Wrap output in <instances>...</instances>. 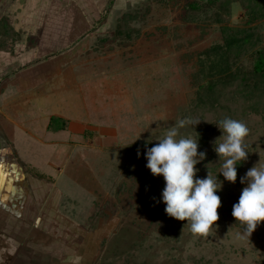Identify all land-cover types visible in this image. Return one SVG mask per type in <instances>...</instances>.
I'll use <instances>...</instances> for the list:
<instances>
[{"label":"rangeland","instance_id":"1","mask_svg":"<svg viewBox=\"0 0 264 264\" xmlns=\"http://www.w3.org/2000/svg\"><path fill=\"white\" fill-rule=\"evenodd\" d=\"M110 1L0 0V18L19 33L13 51L0 52L1 251L12 243L26 254L23 264H41L46 235L58 264H264L256 230L242 236L245 227L219 216L210 236L197 237L187 221L169 217L163 176L131 159L137 143H159L190 118L208 78L195 74L213 60L203 51L222 42L220 25L203 16L183 21L188 0ZM125 13H137L133 25L141 30L130 43L107 37ZM231 14L230 23L241 26L239 3ZM244 63L251 67L253 58ZM52 115L67 119L68 128L48 131ZM248 121L249 158L235 184L219 173L216 153L196 165L197 178L209 171L221 182V206L237 203L246 186L240 178L264 163V116ZM179 132L198 140L192 125ZM12 148L53 182L24 172Z\"/></svg>","mask_w":264,"mask_h":264},{"label":"trees","instance_id":"2","mask_svg":"<svg viewBox=\"0 0 264 264\" xmlns=\"http://www.w3.org/2000/svg\"><path fill=\"white\" fill-rule=\"evenodd\" d=\"M110 2L112 4L115 0ZM234 3H239L243 10L241 26L230 23ZM201 16L208 19L210 23L220 25L222 42L203 51L206 58L213 60H208V64L202 62L195 74L197 78L208 77L204 84L198 86L189 109L190 118L201 120L194 126L198 136V151L206 152L205 159L200 163L216 153L214 142L223 135L217 125L221 120L225 118L240 120L250 128L248 121L250 114L264 116V35L262 32L264 0H188L184 5L183 21L193 23ZM137 18V13L123 14L117 20L113 34L107 37L111 36L113 40L125 43L138 39L141 30L133 25ZM97 28L98 26L95 25L91 30L96 31ZM18 39L17 29L8 23L6 16H2L0 18V51L12 52ZM249 56L253 58L251 67L244 63ZM67 128L68 120L55 115L51 116L47 126V130L51 132H60ZM85 134H88L87 130ZM155 144L157 143L149 140L137 143L132 148V162L146 169V150ZM12 152L24 172L47 183L53 182V177L46 176L30 166L20 157L15 148H12ZM246 161L237 162L236 169L241 171ZM233 205L232 203L223 204L219 216L236 226L245 227L232 216ZM98 213H101L100 209L90 217L91 231L95 229ZM256 233L264 242V221L257 226Z\"/></svg>","mask_w":264,"mask_h":264},{"label":"clouds","instance_id":"3","mask_svg":"<svg viewBox=\"0 0 264 264\" xmlns=\"http://www.w3.org/2000/svg\"><path fill=\"white\" fill-rule=\"evenodd\" d=\"M201 120L180 119L167 129L159 143L146 150V167L153 176H163L165 187L162 200L166 214L179 221H187L190 232L197 237H208L219 220L221 198L216 193L222 184L208 171L206 178H197L196 165L206 157L198 151V140L180 135L179 129L195 126ZM218 127L223 135L214 142V151L220 158V172L224 179L235 184L237 162L247 160L245 138L247 125L236 119L225 118ZM179 137V138H178ZM219 141V142H218ZM137 155H140L139 150ZM242 189L239 200L232 207V216L245 226L242 236L250 237L264 221V163L260 161L240 178Z\"/></svg>","mask_w":264,"mask_h":264},{"label":"crops","instance_id":"4","mask_svg":"<svg viewBox=\"0 0 264 264\" xmlns=\"http://www.w3.org/2000/svg\"><path fill=\"white\" fill-rule=\"evenodd\" d=\"M0 52H4V51H0ZM4 53H10V52H4ZM1 59V58H0ZM3 85V84H2ZM1 88H4V85H3V87H1ZM4 92V91H3ZM13 153V152H12ZM14 155V154H13ZM15 157V156H14ZM18 163V162H17ZM7 172H6V170H5V168H3V176H2V178H5V175L4 174H6ZM3 180V179H2ZM1 180V185H3L6 181H2ZM47 183V182H46ZM49 184V183H48ZM0 224H1V220H0ZM3 232V231H2ZM39 233H41L42 235L44 234V233H42V232H40V231H38ZM1 236V238H0V241H2V239L4 238V236H3V233L0 235ZM44 240L42 241L43 242V244H42V248L41 249H39L38 251L39 252H42L43 253V260L42 261H40V263L41 264H58L59 262V259H60V256H59V253H56V252H54V251H51V249L48 247V246H46V243H44V241H49L50 240V238L49 237H47L46 235H43V237H42ZM41 238V239H42ZM10 241V240H9ZM39 244H40V242H38ZM1 246H0V264H14V263H16V262H19V264H23V260H25L26 258H25V256H26V254L23 256V252H15V250H14V248H15V246H14V244H10V246H9V248H8V250L5 248V252H3V251H1ZM47 248H49V250H47ZM32 249V248H31ZM46 249V250H45ZM33 250H35V249H33ZM53 253L52 254V259H50V256L49 257H47L50 253ZM2 253V254H1ZM32 254H33V251H32ZM69 255H70V253H69ZM54 257V258H53ZM42 259V258H41ZM16 261V262H15ZM26 261V260H25Z\"/></svg>","mask_w":264,"mask_h":264}]
</instances>
